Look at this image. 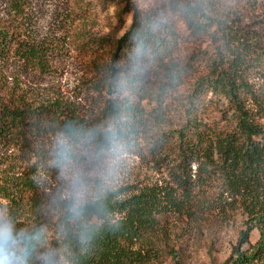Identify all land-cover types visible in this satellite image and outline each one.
<instances>
[{
	"label": "trees",
	"instance_id": "trees-1",
	"mask_svg": "<svg viewBox=\"0 0 264 264\" xmlns=\"http://www.w3.org/2000/svg\"><path fill=\"white\" fill-rule=\"evenodd\" d=\"M118 1L133 13L132 24L113 41L90 37L98 75L92 103L83 111L60 97L34 104L19 96L10 105L0 94V143L31 148L54 137L52 152L60 161L87 147L101 155L136 152L166 166L170 182L105 189L86 203L63 200L48 219L51 234L34 226L24 232L33 239L20 248L29 250V264L57 256L66 264H149L160 244V215L184 209L230 222L242 210L247 231L258 229L260 237L236 248L230 264H264V87L253 81L264 79L260 31L237 21L239 0H210L214 12L205 20L188 0L155 1L158 12H143L133 0ZM165 10L209 33L219 42L215 52L175 57L176 31ZM53 47L0 28L1 60L46 71ZM192 79V92L179 95ZM210 95L228 100L232 117L224 112L221 122L206 121ZM179 106L185 107L186 120L175 128ZM29 177L27 184L33 182ZM2 191L15 201L14 192L4 186Z\"/></svg>",
	"mask_w": 264,
	"mask_h": 264
},
{
	"label": "rangeland",
	"instance_id": "rangeland-1",
	"mask_svg": "<svg viewBox=\"0 0 264 264\" xmlns=\"http://www.w3.org/2000/svg\"><path fill=\"white\" fill-rule=\"evenodd\" d=\"M158 0H133L141 11L156 10ZM210 0H188L198 5L205 18L213 16ZM238 22L256 28L264 45V0H239ZM166 11V10H165ZM78 12V14L76 13ZM176 31L179 59L196 51L214 53L218 41L209 33L190 28L182 14L163 12ZM133 13L118 0H0V28L31 35L54 45L46 71L33 68L17 59H0V94L3 102L13 105L21 96L34 104L55 98L77 102L82 110L92 103V84L98 77L91 36L119 39L130 27ZM207 21V20H206ZM254 22H256L254 24ZM216 29L213 27L211 33ZM195 79L179 89L188 96ZM256 87H264V79H253ZM211 96V95H210ZM181 97V98H182ZM203 118L221 122L224 112L232 117L230 103L211 96ZM144 104L149 107L145 100ZM175 128L185 122V107H177ZM145 147V146H144ZM55 138L37 141L33 147L0 143V217L10 221L17 231L26 232L34 226L51 234L48 219H53L63 200L86 203L105 189L125 185L167 184L170 174L149 158L128 151L101 155L92 148L80 150L76 158L57 160L52 150ZM68 159V160H67ZM30 176V184L25 183ZM18 182L14 187L13 183ZM14 192L15 201L6 197L2 187ZM25 196V197H23ZM24 199V201H20ZM160 244L149 264H230L236 248L254 244L260 237L258 229L248 232L247 216L238 210L230 222L220 221L214 213L208 216L192 212H167L160 215ZM248 232L246 237L244 234ZM238 256V255H237ZM236 256V257H237ZM57 258V260L55 259ZM42 259L37 264H66L65 258Z\"/></svg>",
	"mask_w": 264,
	"mask_h": 264
},
{
	"label": "clouds",
	"instance_id": "clouds-1",
	"mask_svg": "<svg viewBox=\"0 0 264 264\" xmlns=\"http://www.w3.org/2000/svg\"><path fill=\"white\" fill-rule=\"evenodd\" d=\"M31 239L32 236L17 231L10 221L0 217V264H29L30 252L20 245Z\"/></svg>",
	"mask_w": 264,
	"mask_h": 264
}]
</instances>
